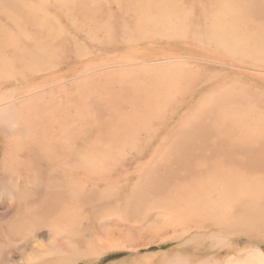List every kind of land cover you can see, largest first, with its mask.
Wrapping results in <instances>:
<instances>
[{
	"label": "rangeland",
	"instance_id": "1",
	"mask_svg": "<svg viewBox=\"0 0 264 264\" xmlns=\"http://www.w3.org/2000/svg\"><path fill=\"white\" fill-rule=\"evenodd\" d=\"M37 1L0 0V3L10 7V14L15 19V23H10L6 15L5 18L0 16L2 23L0 28L3 27L2 31L8 35L13 34L16 41V48L15 44L9 46L7 37L0 30V264H67V261L68 264H148V259L154 255H164L170 248L173 250L170 252V257L164 256L173 258V252H178L175 244L168 243L169 246L166 244L165 247L159 248V238L153 236V231L143 235L147 230L142 228L130 233L134 222L130 220L125 222L130 212L124 191L109 200L100 196L108 179L122 176L120 170H116L109 177L107 174L108 178L105 181L97 177L94 184L87 185L88 188L76 181L83 175L78 168V162L87 157V148L92 149L97 144L98 132L110 120L108 109L104 103H100V99L107 97L108 93L115 94L114 90L108 89V85L102 77H99L100 74L93 73L94 64L103 67L104 64H100V61L109 60L112 49L114 51L122 49L121 46L115 47L113 44L116 42L113 41L122 33H134L132 27L136 19L138 20V12L146 14L148 12V15L153 17L159 7L166 9V13L169 11L167 14L171 18H168L173 20L177 8L189 4L193 7V15L188 21L194 26L190 31L197 34L196 39L192 37L187 44L181 39L178 40L176 46L179 49L174 47L165 49L166 46H163L162 42H167L162 38L137 39L135 44H144L145 54L146 45H151L155 50L152 53L154 56L160 53V50L165 51L161 53V57L165 55V58L186 54L185 61H191L192 66L189 65L190 69L185 68L181 76H177L178 82H182L180 86L184 87L183 83L187 81L190 83L200 81L201 93H205L207 90L205 88L209 84L204 81L209 80L216 83H235L247 92L250 89L264 87V76H259L254 71H248L251 73L246 74L236 73L237 69L220 64L221 60V62H238L251 68L264 69V56H262L264 50L259 47V43L264 41V0H119L118 2L117 0H39L47 4L43 7L44 13H38L32 8L30 12L23 8L24 3L35 5L39 4ZM57 1L60 3H56ZM224 4L226 6L224 13L227 10L228 16L223 18V15H220L221 19H216H220L218 21L222 26L225 23L230 27L233 26L226 33L229 39L231 38V44L220 47L215 41L218 47L211 42L210 33L213 36V30L217 26L213 16L223 9ZM204 7L206 10L203 9ZM236 19L238 21L235 22ZM148 20L153 21L149 18ZM53 22L57 25L54 31H51L55 25L51 26ZM88 27L89 31H87ZM61 29L64 34L59 31ZM106 35H109V38ZM54 36L57 37L56 40ZM17 37L20 39L18 40ZM199 37L203 38L202 41H199ZM177 39L175 38V41ZM237 41L239 49L235 52L231 48ZM97 43L101 44L96 45ZM129 46L126 44L125 48ZM104 47H108V50L102 49L97 58H92V51ZM23 50L35 52L38 64L25 61L30 51L22 52ZM144 53L141 57L148 60V56ZM80 59L83 61L76 63ZM54 63V68L48 69L49 71L41 72L37 69L46 68ZM85 65H90V69L85 71V76L78 77ZM39 89L42 91H38ZM26 90L30 93H24ZM33 91H38V94ZM116 104L122 108L121 100ZM9 105L13 106L6 108ZM32 112L39 114L42 120L38 122ZM51 114H55L54 122L47 125L46 120ZM79 114L82 115L80 128L76 125ZM158 127H160L158 124H154L149 131L150 141L156 142L155 145L161 142L164 137L163 132L171 128L163 126L158 129ZM49 130L63 142L53 143L47 133ZM145 139L144 135L140 136V141ZM47 140L52 143H47ZM135 157L134 152L126 151L119 162L121 166L125 165V169L129 172V168L137 165L139 161L138 159L129 162ZM249 174L246 173L244 176L251 179ZM120 186H116V191H119L122 187ZM83 188L87 191L81 192ZM65 210L68 212V219L69 216L71 217L69 226L72 227H69V232L67 230L69 234L64 232L56 237L53 235V229L60 221L59 217L66 213ZM66 228L68 229L67 226ZM255 228L247 233L226 236L225 242L233 246L227 258L243 255V258L233 264H253L254 258L264 257V236H262L264 231L260 230L258 225ZM211 239L213 238L205 241L211 253L206 252L204 245L193 249L194 253H188L189 249H186L180 250L177 254L185 258L193 255L202 259L206 257L200 264L212 262L223 264L224 252L222 254L220 252L228 250V247L223 245L211 248ZM95 246L98 251H95V254L88 253V249ZM210 249L216 250L215 253Z\"/></svg>",
	"mask_w": 264,
	"mask_h": 264
},
{
	"label": "bare ground",
	"instance_id": "2",
	"mask_svg": "<svg viewBox=\"0 0 264 264\" xmlns=\"http://www.w3.org/2000/svg\"><path fill=\"white\" fill-rule=\"evenodd\" d=\"M43 3L44 1H40L39 4L35 5L33 3H24V7H22L30 10V12L32 8L38 11V13H44L43 7L47 4ZM56 3L60 2L57 1ZM0 4V16L3 18L6 15L10 23H15V19L10 14V7H6L4 3ZM185 5L187 6L177 8L176 13L173 14L175 16L173 20L169 19L171 18L168 15L169 11L167 14L165 12L166 9H159L158 6L153 17H150L147 11V14L138 12V20L136 19L132 27L134 33H122L113 41V43L116 42V44H113L115 47L121 46L122 49L117 51L112 49L114 53L111 52L109 60L100 61V64H104L103 67L100 68L94 64L93 73L100 74L99 77H102L103 81L108 85V89L114 90L113 93L115 94L111 95L108 93L107 97L100 99V103H104L108 109L110 120L98 132L97 144L92 149L87 148V157L82 158L83 161L78 162L79 167H76L79 168L83 175L76 181H79L85 187L89 184H94L97 177L105 181L116 170H120L122 176L118 175V178L108 179L106 185H104L106 187L100 196L109 200L116 198L119 192L124 191L123 193H126L130 213L125 222L129 220L134 222V227L130 229V233H134L136 229L141 230L142 228L147 230L143 235L153 231V236L159 238V248L172 243L175 244V248L178 250L177 253H180V250L186 249H189L188 253H194L192 252L193 249L195 250L197 246H204L208 238H213L211 239V248L223 245H227L228 247V250L220 252L221 254L224 252L222 263L233 264L237 263L240 258H243V255L237 258H227L233 246L225 242L226 236H233L242 232L247 233L256 229L257 225L260 230L264 231V87L250 89L247 92L246 89L235 83H216L209 80L204 81L209 82V84L207 85L208 88L207 86L205 88L207 89L205 93H201L199 89L200 81L194 83L187 81L183 83L184 87L180 86L182 82H178L177 76H181L185 68L190 69L189 65L192 66L191 61H185L187 58L186 54H178V57L165 58V55L161 57V53L165 51L159 49L160 53L154 56L152 53L155 50L151 45H146L145 54V45L135 44L137 39L155 40L156 38H162L167 42H162V45L166 46L164 47L165 49L170 47L179 49L176 46L178 40L181 39L184 41V44H187L192 40V37H197L195 32L192 31V33L190 31L194 26L188 21L193 15V7L189 6V4ZM222 8L219 11L220 13L218 12L213 16L217 26L213 30V36L210 33L211 42L220 47L231 44V38L229 39L226 33L228 29L233 28V26H228L227 23L224 26L219 24L220 15H223V18L228 16L227 10L224 13L225 4ZM203 9L206 10L205 7ZM82 16L84 18V15ZM148 18L153 19V21H149ZM44 23L46 24L45 21ZM52 25L53 29L51 28V31H54L57 24L53 22ZM0 26H2L1 21ZM0 30L2 31L3 27ZM89 30L90 28L88 27L87 31ZM59 31L62 33V29ZM4 35L7 37L8 45L13 46L15 44L16 48L14 35H8L7 33H4ZM107 36L109 38V35ZM17 38L18 40L20 39L19 37ZM56 38L54 39L56 40ZM175 38L178 39L175 41ZM202 39L199 37V41H202ZM99 44L101 43H97L96 45ZM126 44L130 46L125 48ZM114 46L112 47L114 48ZM259 47L264 50V41L259 43ZM107 48H100L101 50L96 48V51H92V58H97L98 53L102 49L107 51ZM32 49L35 50V48ZM238 49L237 41L231 50L237 52ZM246 50L250 52L247 48ZM29 51L23 50L22 52ZM143 53L148 56V60L141 57ZM35 55V52L31 50L25 61L36 64L37 59ZM78 57L81 56L78 55ZM81 61L83 60L80 59L76 63ZM57 62L61 63V61ZM20 63L22 62L20 61ZM220 64L237 69L236 73L242 72L241 74H246L251 73L248 71H254L259 76H264V69L251 68L238 62H221V60ZM50 65L43 69H37L41 72L42 70L49 71L48 69L54 68L55 63ZM89 67L90 65H85L79 72L78 77L85 76L84 73L90 69ZM252 85L254 86V83ZM40 87L44 88V86ZM38 91L42 90L39 89ZM38 91L33 92H37L38 94ZM27 92L30 93L27 90L24 93ZM118 100L122 101V108L121 106H117ZM11 106L13 105H9L6 108H11ZM32 114L39 122L41 116L35 112H32ZM81 116V114L78 115L79 120L76 123L79 128L82 123ZM54 119L55 114H51L46 120L47 125L54 122ZM154 124H158L160 127H171L168 131L165 130L163 132L164 137H161L162 140L158 145H155L156 142L152 143L153 141H150L151 136L149 131L152 130ZM47 133L51 136L53 143L55 141L63 142L61 138L59 139L57 135L53 134V131L49 130ZM141 135H144L146 139L140 141ZM46 142L52 143L50 140ZM126 151H130V153L134 152L136 156L129 160L130 163L139 159L137 165L129 168L130 173L125 169V165L121 166L119 162L120 157ZM144 156L145 158H142ZM246 173H250L251 179L244 176ZM107 174H109L108 177ZM117 185L122 186H120L119 191L115 189ZM79 188L81 187L79 186ZM85 191L87 190L83 188L81 192ZM65 212L63 216L59 217L60 221H56V227L52 228L53 235L56 237L61 236L67 230L69 232V227H72L69 226V219L71 217L69 216L68 219L67 210ZM198 250L200 249L198 248ZM205 250L209 252L208 246H206ZM95 251H98L96 246L88 249V253L91 254ZM171 251L173 250L170 248L164 255L169 256ZM210 251L215 253L216 250L210 249ZM177 253L173 252V258L172 256L168 258L160 254L158 256L154 255L148 259V264H200L206 258H196L194 257L195 255L185 258ZM63 261L65 262V260ZM211 264H218V262H212ZM253 264H264V257L254 258Z\"/></svg>",
	"mask_w": 264,
	"mask_h": 264
}]
</instances>
